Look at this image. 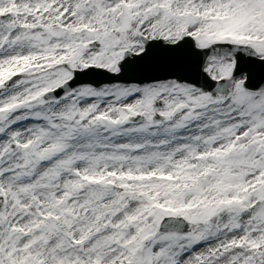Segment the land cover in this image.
I'll return each mask as SVG.
<instances>
[{
	"label": "snow or ice",
	"instance_id": "1",
	"mask_svg": "<svg viewBox=\"0 0 264 264\" xmlns=\"http://www.w3.org/2000/svg\"><path fill=\"white\" fill-rule=\"evenodd\" d=\"M0 264H264V0H0Z\"/></svg>",
	"mask_w": 264,
	"mask_h": 264
}]
</instances>
